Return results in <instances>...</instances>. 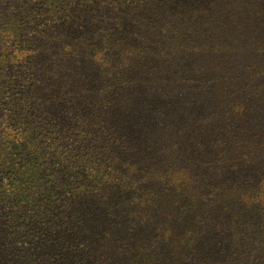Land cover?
Listing matches in <instances>:
<instances>
[{
  "label": "trees",
  "instance_id": "obj_1",
  "mask_svg": "<svg viewBox=\"0 0 264 264\" xmlns=\"http://www.w3.org/2000/svg\"><path fill=\"white\" fill-rule=\"evenodd\" d=\"M110 1L109 19L97 28L92 23L98 17L84 15L89 8L79 1L77 7L85 10L69 12L65 42L58 45L48 32L58 21L52 12H60L64 0H49L40 25L25 9L22 23L10 30L16 49L2 53L1 64L15 60L16 74L7 81L0 73L3 135L9 140L0 149V174L8 177L0 191L6 224L34 234L33 264H264V184L259 185L260 171L243 168L258 165L264 135L259 129L264 126L261 60L232 62L231 48L222 57L224 45H214L215 37L207 39V48L203 44L211 29L240 28L242 36L254 28L251 22L264 29V9L249 22L240 11L259 5L257 0ZM72 15L77 22H71ZM136 20L140 29L127 34L126 27ZM242 21L248 23L232 27ZM140 34L152 48L129 52L127 42H137ZM189 39L200 48L196 61L210 65L195 79L205 86L200 90L226 89L235 102L237 118L228 133L236 140L233 155L244 165H227L230 157L219 151L210 165L233 172L217 183L205 171L208 165L193 158L204 148L190 145L191 152L182 149L177 155L160 139L166 127L189 116L177 111L180 100L174 92L175 69L183 53L190 52ZM177 41L186 51L175 54L168 48ZM263 46L264 31L253 44L255 51ZM88 48L95 49L97 60H81ZM136 53L138 59L147 54L149 63L162 65L144 76L143 66L130 59ZM178 82L189 87L187 78ZM141 91L159 95L152 102L157 109L139 110L137 129L143 131L116 159L117 145L110 146L109 139H127L129 130L120 120L136 111L127 94ZM164 94L177 105L160 104ZM57 172L63 174L60 186L52 180Z\"/></svg>",
  "mask_w": 264,
  "mask_h": 264
},
{
  "label": "rangeland",
  "instance_id": "obj_2",
  "mask_svg": "<svg viewBox=\"0 0 264 264\" xmlns=\"http://www.w3.org/2000/svg\"><path fill=\"white\" fill-rule=\"evenodd\" d=\"M62 1V0H60ZM79 1H82V4L85 5L84 8H89V12L86 15L88 18H92L93 15H96L95 17H98V20L94 21L92 25L94 28H97L98 26L102 25L104 26L109 19L108 16V6L112 5L110 0H64V6L60 8V12H52V14L56 15L55 17L58 18V21L56 23L50 24L54 26L53 31H49V38L52 42L56 45L58 43H64L66 34H65V26H67L66 22L70 20L69 12L73 10L74 7H76L75 10L81 11L83 10L78 8L77 4ZM259 2L258 4H249L245 5L239 14L240 16L246 18L249 22L252 20V18L256 19L258 11H262L264 8L261 6H264V1L257 0ZM263 4H260V3ZM52 3H49V0H0V73L4 75L3 79H6L7 81H11L14 79V75L16 74V69L14 68L13 60L12 63H5V67L1 64V55L2 53H8L13 52L16 49V44L11 38V28L15 25H19L22 23V20L25 16L24 11L25 9H28L30 13H35V20L36 23L40 25L41 23L45 22L44 18L41 14L44 15L46 12L44 6H47L48 9ZM82 5V6H83ZM94 11V12H92ZM49 17L51 15L49 14ZM66 17V18H64ZM75 15H72L71 22L75 23L77 22L75 19ZM139 20L133 21L130 24V27H126V33H134V30L140 29V24L138 23ZM247 21H242L237 25H234L232 27H243L244 24H247ZM55 24V25H54ZM253 24L254 28L251 30H248L247 36H242L240 31H244L240 28H235L233 32V28H224L221 29H215L214 32H212L211 29L208 33H206L204 36L206 39H204L203 44L207 48L208 42L207 39L210 37H215L214 45L222 43L224 45L222 51V57L226 56V52L228 49L231 48V53L229 54L231 56L232 62L235 59H242L246 63L255 62L257 59L261 60V63L259 64L260 71H264V46L262 50L255 51L253 44L256 41V39H260V32H263L264 29L257 28V25L254 24V22H251ZM134 27V28H133ZM87 29V27H86ZM258 32H257V31ZM128 31V32H127ZM137 34L140 33V31L136 32ZM213 35V36H207V35ZM145 34H140L138 41L135 43H132L130 40L127 42L129 52L131 51L132 47H137L135 49L136 52H143L147 51L148 49H151L149 42L144 38ZM133 44V45H132ZM169 44L171 42L169 41ZM53 46L50 45L49 48L53 49L54 47L60 49V46ZM130 45V46H129ZM184 43L181 41H177L176 43L172 44L168 48L173 51V53H180L178 51H186L184 48ZM200 45V44H198ZM187 46L190 50L188 53H183V55L178 61V64L176 66V72H177V86L174 89L175 94L178 96L177 100H180L178 104V110L181 111H188L189 116L194 114L195 120H193L192 124L189 123V116L186 119H183L181 123H175L173 126L166 127L165 130L167 132L162 136H160V139L162 141H165L166 144L168 143L170 146H172L174 149L172 151L177 155H182L183 151L182 149H185L186 152L190 151V145H194L199 149L204 148L199 152L198 150L195 151L196 156L193 157L196 163H205V165H210L214 160L219 159V151L224 153L225 155H228L230 157V161L233 167H239L244 159L239 158L238 156L235 157L233 155V150L236 146L235 144H232V142L236 141L231 134L228 132H231L232 126L234 124V120L237 118L234 111V100L229 96L228 92H226V89H218L214 94L206 93L201 91V88H204L202 83H199L198 81H195V79H200L202 72L208 71L210 69V65L208 66L205 64L204 61H196L197 56H199V47L193 48L194 42L193 39L187 40ZM174 49V50H173ZM177 49V50H176ZM128 52V53H129ZM260 52V54H258ZM95 49L88 48L84 53L82 51V54L80 53L81 60L90 62L92 60V57L97 60L98 56L94 55ZM96 54V53H95ZM137 53L132 56L130 59L133 61H137L140 66H143L144 71H147L144 76H148L153 70L154 66H161V61H158L157 65H154L152 63H149V60L146 59L147 54H143V58L138 59L136 56ZM204 56V55H203ZM206 57V56H204ZM221 57V59H222ZM205 59V58H203ZM224 60L220 63L224 64L227 63ZM163 62V61H162ZM202 71V72H200ZM214 73V71L212 72ZM228 75H231V72H225ZM195 76H197L195 78ZM187 78L189 82V87L181 86L178 82V79ZM211 87L209 90L211 91ZM128 98L131 100V104H134V109L136 110L132 115L128 113L129 117H126L125 119H121L120 122L125 124L129 130L128 133H125V138H121L122 136L118 135L110 137L108 144L110 146L117 145V156L116 159L120 158L122 155H124V149L128 147L130 144L129 141H134L137 139V134L139 132H142V128H138V122H137V116L139 115V110L141 109H149V111H156V107L153 106L154 98L159 99V95H155L154 93H151L150 91H141L139 94H127ZM161 96V94H160ZM164 97L160 99V104L165 102L167 104V107H172L173 105H177V100L175 99L174 103H170L171 101H167L169 98V95L164 94ZM179 96H185L186 99H181ZM129 100V101H130ZM171 100V99H169ZM144 106V107H143ZM209 113V115H208ZM5 113L2 110V107L0 106V149L3 148L4 145H7V142L9 140L5 139L4 131L6 128V117ZM183 116V115H181ZM191 120V119H190ZM263 122L264 121H260ZM136 129V130H135ZM261 131L264 130V126L260 127ZM226 131V132H225ZM122 135V134H121ZM139 135V134H138ZM164 136L166 139L164 140ZM122 139V140H121ZM257 139V138H256ZM115 140V141H114ZM264 135L261 136V144L259 145L261 147V151H258V156L255 157L256 164L260 165V167L249 165L246 163L245 167L250 168L249 172H257L260 171L258 175H260V181L259 185L264 184ZM260 141V140H259ZM189 142V147H187V143ZM241 144H245V142H241ZM134 147V146H133ZM247 147L253 148V146L249 143L247 144ZM228 153V154H227ZM154 157L159 158L161 161L162 157H158L157 154L154 153ZM201 156V157H199ZM248 160V159H246ZM174 160H170V162L173 163ZM118 165L119 172L121 174V169ZM244 165V164H242ZM207 166V167H208ZM205 167V171L208 173L209 177L215 182L222 181L221 177L223 175H228L229 173H232V169L225 170V174L223 172V169H221L217 165H210V168L207 169ZM256 169H255V168ZM60 170V169H59ZM58 170V171H59ZM254 173V174H255ZM120 174L119 179H120ZM31 174H29L27 177H29ZM63 177V174L61 172H57V175H55L52 180L53 184L60 186L61 185V179ZM7 178L5 174H0V191L3 186H7ZM1 194V193H0ZM3 204H0V210L3 208ZM6 216V215H5ZM7 217V216H6ZM16 222V221H15ZM39 227L38 225L33 228ZM26 232V233H24ZM261 230L259 231V233ZM261 234V233H260ZM31 235L34 236V234L30 233V231H26L24 229L17 230L13 227V224L9 223L6 224V218L0 213V264H33V261L35 260V252L33 244L32 243L33 238ZM24 248L25 251L22 249ZM32 249V250H30ZM93 260V258H92Z\"/></svg>",
  "mask_w": 264,
  "mask_h": 264
}]
</instances>
